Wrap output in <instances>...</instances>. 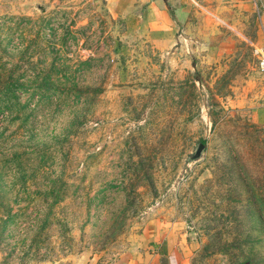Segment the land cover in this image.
<instances>
[{"label": "rangeland", "instance_id": "rangeland-1", "mask_svg": "<svg viewBox=\"0 0 264 264\" xmlns=\"http://www.w3.org/2000/svg\"><path fill=\"white\" fill-rule=\"evenodd\" d=\"M197 2L161 50L108 0H0V264H115L151 221L264 264V0Z\"/></svg>", "mask_w": 264, "mask_h": 264}, {"label": "crops", "instance_id": "crops-1", "mask_svg": "<svg viewBox=\"0 0 264 264\" xmlns=\"http://www.w3.org/2000/svg\"><path fill=\"white\" fill-rule=\"evenodd\" d=\"M219 1L221 5L229 2L231 6L239 4L252 10L250 0ZM194 2L199 3L197 0H108V6L113 15H133L135 24L146 29L151 41L161 50H168L180 41L179 30L190 22ZM217 18L225 21L219 15ZM258 44L256 48L264 47V36L263 42ZM256 118L264 121V117ZM136 245L115 264H188L192 254V246L178 223L151 221L145 224Z\"/></svg>", "mask_w": 264, "mask_h": 264}, {"label": "built area", "instance_id": "built-area-1", "mask_svg": "<svg viewBox=\"0 0 264 264\" xmlns=\"http://www.w3.org/2000/svg\"><path fill=\"white\" fill-rule=\"evenodd\" d=\"M255 51L258 52V68L261 71H264V47H260V48H255Z\"/></svg>", "mask_w": 264, "mask_h": 264}, {"label": "water", "instance_id": "water-1", "mask_svg": "<svg viewBox=\"0 0 264 264\" xmlns=\"http://www.w3.org/2000/svg\"><path fill=\"white\" fill-rule=\"evenodd\" d=\"M204 148H205V146L203 144H200L195 151L194 158L200 157Z\"/></svg>", "mask_w": 264, "mask_h": 264}]
</instances>
